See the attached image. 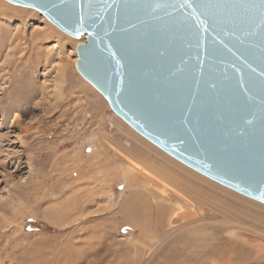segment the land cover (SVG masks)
<instances>
[{
  "label": "rangeland",
  "instance_id": "374dc122",
  "mask_svg": "<svg viewBox=\"0 0 264 264\" xmlns=\"http://www.w3.org/2000/svg\"><path fill=\"white\" fill-rule=\"evenodd\" d=\"M65 34L37 10L0 0V264H148L161 256L160 243L147 239L145 248L146 236L123 210L131 194L122 195L128 165L119 153L142 167L140 155L154 157L179 172L177 161L113 112L76 68L87 36ZM201 175L210 183L189 177L226 205L202 223L218 250L173 264H264V252L235 246L226 234L240 229L264 238L263 203ZM212 209L209 202L205 210ZM104 231L99 252L89 254L90 240ZM83 248L88 254L80 259Z\"/></svg>",
  "mask_w": 264,
  "mask_h": 264
},
{
  "label": "water",
  "instance_id": "95a60500",
  "mask_svg": "<svg viewBox=\"0 0 264 264\" xmlns=\"http://www.w3.org/2000/svg\"><path fill=\"white\" fill-rule=\"evenodd\" d=\"M74 38L76 68L136 132L264 204V0H6Z\"/></svg>",
  "mask_w": 264,
  "mask_h": 264
},
{
  "label": "bare ground",
  "instance_id": "6f19581e",
  "mask_svg": "<svg viewBox=\"0 0 264 264\" xmlns=\"http://www.w3.org/2000/svg\"><path fill=\"white\" fill-rule=\"evenodd\" d=\"M9 8L16 12H25L23 10H26L13 6H9ZM50 23L63 34L66 33H64L63 30L61 31V29L55 24H53L51 21ZM65 35H67V33ZM83 39L86 40V37H84ZM15 120L17 121V119ZM142 137L145 138L144 136ZM148 142L150 141L148 140ZM153 145L156 146L155 144ZM162 152L166 153L163 150ZM119 154L120 159L128 165L127 169H123L122 173V183L124 184L122 195L127 190H129L131 194V198L129 200L124 199L122 204L123 210L131 218L129 222L131 226L140 228L141 233L146 236V239L144 241L145 243L147 242L146 244L144 243L146 245L145 248L148 246L149 243L147 239H152L153 242L157 240L160 243L161 252L159 256H161L159 258L151 256L146 260V263L148 262V264H173L174 262H177L182 259L185 255L188 256L190 254L194 256L217 253L216 250H218V244H214L216 238L213 233L211 234L213 230L210 226L208 228L202 223L206 221L208 216L214 217L216 212H222L223 206L226 205L223 201L218 199L219 197L217 198L214 194H210V192L206 190L205 187L200 184V182L198 183L189 176L196 178L198 181L199 179L203 180V182L209 181L200 177L201 173L193 170L185 164L182 165V162L172 156L171 157L175 159V161H177L178 165L175 164V166L179 168V172L173 170L167 165L159 163L157 164L156 159H154V157L152 158L147 155H140V157L142 158V162L144 161V163H146L147 165L145 167H142L141 165H139L140 163L137 164L129 155L122 152ZM188 168L193 172L188 170ZM182 171L184 173H182ZM194 172H197V174ZM228 190L231 189L228 188ZM238 196L240 195L238 194L237 198ZM244 198L246 199L248 197H243L242 200H245ZM247 200L251 199L248 198L246 199V201ZM209 202H211L213 209L209 210L210 212L208 213V210H205V207ZM253 202L257 201L253 200ZM253 202L251 201V204H254ZM257 203L261 204L260 202ZM114 206V203L110 202L109 207L106 210H109L110 213H113L112 209ZM83 207L84 209L86 208V206ZM174 230H179L180 235L177 237H171V232ZM226 234L231 240L234 241L233 244L235 246H237L238 244H242L250 247L253 250H256L257 252H264V238H261L260 236L241 231L240 229L229 230ZM107 237L108 234L106 233V231L100 234H96L92 238V240H90V243L88 245L89 247L87 249L89 250V254H97L101 246L103 245V241L107 239ZM212 248H215L214 251H212ZM84 250V248L78 250V258L83 259L85 254H88ZM222 261L216 262L213 260L211 264H225V262H229V259H226L223 262Z\"/></svg>",
  "mask_w": 264,
  "mask_h": 264
}]
</instances>
